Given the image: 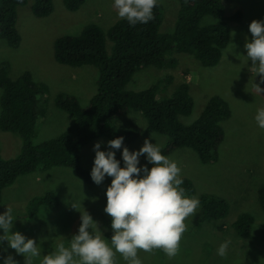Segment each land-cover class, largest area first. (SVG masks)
<instances>
[{
  "label": "rangeland",
  "instance_id": "1",
  "mask_svg": "<svg viewBox=\"0 0 264 264\" xmlns=\"http://www.w3.org/2000/svg\"><path fill=\"white\" fill-rule=\"evenodd\" d=\"M34 0L17 8L16 29L20 44L10 47L0 40V69L4 66L10 79H16L24 72L30 73L34 81L44 84L48 91L43 100L46 114L37 121V132L33 144L55 138L72 124L70 115L54 105L55 97L64 93L74 96L84 107L95 94L99 70L93 66L69 67L58 64L53 57L54 41L61 36H77L87 25H97L106 32L120 20L114 0H86L74 12L67 11L61 0H52L53 10L47 17L38 18L31 12ZM225 17L239 11V23H229L230 38L222 51L219 63L214 67H203L191 55L174 52L177 60L174 69L147 67L137 71L125 89L138 92L160 82L157 98L169 97L183 82L189 87L193 109L187 116H178L183 125L192 124L212 97L221 98L228 106L230 116L223 122V140L217 148V160L203 164L197 154L188 148H176L166 154L181 168V178L189 180L194 194L213 195L222 198L228 205L227 216L219 221L201 222V207L196 215L185 220L179 253L169 258L160 249L153 253L139 251L142 264H264V211L259 203V189L264 184V129L255 120L258 108H264V92L258 93L255 84L264 89L261 77L247 58L245 43L251 40L249 25L253 20L264 21V0H222ZM161 6V34L171 33L176 22L179 5L176 0H158ZM202 25L213 22L211 16L202 19ZM234 33V35H233ZM112 44L107 40L106 52L111 54ZM1 93V91H0ZM1 113V109H0ZM115 127L124 135L132 131L133 138L123 147L138 151L145 139L161 146L167 138L157 133L146 132V121L141 114L129 111L121 116ZM100 142L101 151H114L123 167L121 149H110L105 138H98L85 146L79 154L83 169L92 170L95 159L94 145ZM124 143V142H123ZM20 139L10 133L0 132V155L4 159L14 158L20 151ZM141 165L146 159L140 157ZM153 165L149 164V169ZM112 177L97 185L85 183L71 168L53 167L47 171H36L17 178L15 183L2 192L0 214L6 207L13 209L16 220L13 232H20L26 238L35 239L41 247V257L34 260L40 264L44 255L56 250L58 243L69 246L72 236L78 234L81 213L87 211L98 222L99 234L104 237L103 219L106 190ZM47 192L55 194L56 207H40L31 219L26 218L28 202ZM76 204L77 210L71 207ZM248 214L253 218L249 237L237 236L232 224L239 215ZM92 232V230H89ZM0 235L3 230L0 229ZM230 241L226 257L217 255V249ZM7 249V251H3ZM11 254L18 264H25L23 255L8 247L7 241L0 243V255ZM116 264H127L116 253ZM3 264V259H0Z\"/></svg>",
  "mask_w": 264,
  "mask_h": 264
},
{
  "label": "trees",
  "instance_id": "2",
  "mask_svg": "<svg viewBox=\"0 0 264 264\" xmlns=\"http://www.w3.org/2000/svg\"><path fill=\"white\" fill-rule=\"evenodd\" d=\"M65 9L77 11L86 0H61ZM179 8L174 29L161 34V6L153 9L154 19L148 23L129 25L126 19L116 21L106 32L99 26H85L77 36H61L54 41L53 57L69 67L93 66L99 70L97 88L88 104L82 107L68 94H58L54 105L73 119L72 124L55 138L33 144L37 121L46 114L43 100L48 89L24 72L10 79L0 69V132L17 136L21 141L19 153L11 159L0 155V204L2 192L15 183L18 177L47 171L53 167L71 168L85 183H92L91 170H85L79 162L80 151L98 138L107 141L124 137L122 147L130 142L132 131L123 135L115 122L129 111L137 112L146 121V132L167 138L161 151L163 155L176 148L193 150L201 163L217 160V148L223 140L221 122L229 118L227 104L219 97L210 98L199 117L190 125L179 122L178 116H187L193 109L186 82L181 83L167 98L159 100V84L148 89L129 92L125 89L133 75L144 68L174 69L177 60L174 52L191 55L203 67H214L221 59L222 51L230 38L229 23H239L242 14L237 11L225 17L222 0H176ZM26 0H0V40L16 48L20 36L16 29L17 8ZM52 0H34L31 12L35 17H47L52 13ZM211 16L213 22L202 25V19ZM107 40L112 44L111 54L106 52ZM185 195L194 194L192 183L183 179ZM259 203L264 211V184L259 189ZM201 222L224 219L228 205L222 198L201 195ZM54 193L47 192L32 198L27 205L26 218L31 219L40 207H56ZM252 216L239 215L232 224L237 236L249 237ZM104 237L111 240V217L103 219ZM160 253L163 250L160 249Z\"/></svg>",
  "mask_w": 264,
  "mask_h": 264
},
{
  "label": "clouds",
  "instance_id": "3",
  "mask_svg": "<svg viewBox=\"0 0 264 264\" xmlns=\"http://www.w3.org/2000/svg\"><path fill=\"white\" fill-rule=\"evenodd\" d=\"M157 5L158 0H114L119 18L126 19L131 26L153 20V9ZM249 31L252 38L244 45L247 58L264 83V21L253 20ZM255 87L258 93L264 92L259 85ZM255 120L258 127L264 129V108L257 109ZM123 141L121 136L107 144L110 149L119 150ZM100 148L101 143L97 142L91 178L100 185L106 176L112 177L104 208L111 217V245L101 238L98 222L85 211L81 213L78 234L72 236L69 246L58 243L56 250L44 255L40 264H116V253L127 264H142L138 252L153 253L155 249L163 250L170 259L175 257L187 228L185 220L194 217L200 207L199 199L187 197L181 187V168L162 154L160 145L149 139L144 140L138 151L123 147V167L114 151H101ZM142 156L147 161L143 165L140 163ZM149 164L153 165L150 169ZM71 207L77 210L78 206L72 204ZM15 220L11 207L0 214V229L3 230L0 243L7 241L8 247L24 256L25 264H34V260L41 257V247L35 239L12 231ZM230 243H222L217 255L226 257ZM0 259L3 264H18L11 254L0 255Z\"/></svg>",
  "mask_w": 264,
  "mask_h": 264
}]
</instances>
